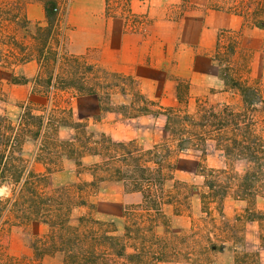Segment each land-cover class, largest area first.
<instances>
[{"label":"rangeland","instance_id":"obj_1","mask_svg":"<svg viewBox=\"0 0 264 264\" xmlns=\"http://www.w3.org/2000/svg\"><path fill=\"white\" fill-rule=\"evenodd\" d=\"M29 1L0 0V46L10 62L32 55L42 60L35 88L52 99L29 105L32 114L48 118L40 140L38 121L25 115L24 156L41 193L67 188L66 194L78 196L66 224L85 231L98 228L96 220L106 223L126 239L130 255L150 251L141 254L149 264H264V0H208L202 8L196 2L203 0H184L173 8L178 18L189 12L202 17L209 8L242 19L240 29H222L216 49L206 53L213 68L200 62L213 86L191 103L189 64L200 50L189 37L175 47L170 67L162 68L180 101L161 103L153 97L151 71L142 86L89 55L74 54L66 40L60 46L68 0H57V20L45 26L24 16ZM127 3L111 0L110 12L129 15ZM92 94L99 114L85 116L92 100L84 97L74 111L73 96ZM25 103L0 115L18 125ZM105 116L113 137L96 125ZM138 165L147 170H132ZM122 173L156 183L158 206L151 207L141 191H124ZM0 195H11L10 186L0 187ZM16 215L13 210L0 220V264H65L63 252L49 251L50 224ZM160 251L165 258H153ZM123 263L129 256L107 261Z\"/></svg>","mask_w":264,"mask_h":264},{"label":"crops","instance_id":"obj_2","mask_svg":"<svg viewBox=\"0 0 264 264\" xmlns=\"http://www.w3.org/2000/svg\"><path fill=\"white\" fill-rule=\"evenodd\" d=\"M183 1L128 0L130 14L127 15L112 14L109 8L111 0H68L60 46L66 40L74 54L89 55L92 61L106 69L131 75L142 86L149 83L145 72L150 74L151 71L153 97L161 103H169L172 99L180 101L179 90L166 73L162 77V68H167V65L170 67L175 47L183 44L185 37H189L187 42L200 50L189 64L192 77L188 83V98L191 103L198 96L208 95L213 86L210 84V70L202 72L200 62H212L206 53L216 49L218 33L224 28L240 29L242 19L237 14L209 8L202 17H197L195 12L184 14L181 18L177 15L174 17L173 8H180ZM207 2L203 0L196 3L202 8ZM24 16L38 26L47 23L41 0L26 3ZM181 51L185 53V50L175 53L182 55ZM149 54L151 60L147 62L146 56ZM4 56L0 46V114L10 111L18 103L52 99L35 88L42 66L39 57L32 55L15 63ZM211 68L213 64L211 66L210 63L208 69ZM82 97L92 100L89 106L83 108L85 116L92 118L99 114L98 99L93 94L73 96L71 106L74 111ZM119 122L123 124V120ZM111 124L106 116L96 123L113 137L116 130Z\"/></svg>","mask_w":264,"mask_h":264},{"label":"trees","instance_id":"obj_3","mask_svg":"<svg viewBox=\"0 0 264 264\" xmlns=\"http://www.w3.org/2000/svg\"><path fill=\"white\" fill-rule=\"evenodd\" d=\"M52 3V8L49 7ZM46 18L49 24H55L58 16L57 0L44 1ZM35 104L33 101L25 103L24 111L20 116L18 125L7 120L0 115V187L10 186L11 195H0V220L5 222L13 210H17L16 217L22 220L42 219L48 222L52 228L51 250L63 252L65 264H107L109 256L125 257L129 256V264H149L144 260V255L150 251L144 249L130 255L127 252L126 239L122 235L115 234L106 223L96 220L98 228L81 231L76 227H69L66 220V212L72 210V206L78 204V196L72 197L66 194L67 188L58 189L54 193L45 195L41 193L35 183V174L31 171L28 159L24 156V142L26 132L22 131L25 126V115L29 119H35L39 124V131L35 135L43 140L46 125H44L45 115L32 114L29 105ZM26 113V114H25ZM48 117H46L47 119ZM237 143V140H235ZM253 151V148L249 147ZM255 152V150H254ZM254 152L251 155L254 156ZM135 171H146L143 166L134 167ZM121 173V172H120ZM120 181L124 191H141L143 197L151 207L158 206L159 198L156 183L150 178L142 182L138 177H128L120 175ZM147 192L146 196L144 192ZM78 201V202H77ZM81 203H84L80 200ZM58 229V231H57ZM58 233V235H57ZM57 235V236H56ZM164 251L153 253V258L164 259ZM158 254V255H156ZM161 256V257H159ZM125 264V263H123Z\"/></svg>","mask_w":264,"mask_h":264}]
</instances>
